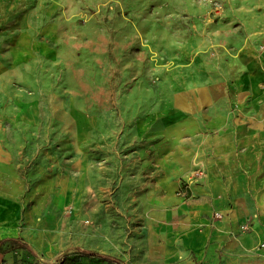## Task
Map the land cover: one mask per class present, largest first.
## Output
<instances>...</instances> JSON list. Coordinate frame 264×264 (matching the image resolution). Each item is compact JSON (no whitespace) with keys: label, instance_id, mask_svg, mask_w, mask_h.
<instances>
[{"label":"rangeland","instance_id":"374dc122","mask_svg":"<svg viewBox=\"0 0 264 264\" xmlns=\"http://www.w3.org/2000/svg\"><path fill=\"white\" fill-rule=\"evenodd\" d=\"M243 51L264 61V0H0V191L22 207L13 264H163L179 215L160 177L174 173L190 201L217 137L261 130L264 101L232 97ZM200 88L209 105H177ZM73 111L90 122L82 136Z\"/></svg>","mask_w":264,"mask_h":264},{"label":"crops","instance_id":"0c3cea01","mask_svg":"<svg viewBox=\"0 0 264 264\" xmlns=\"http://www.w3.org/2000/svg\"><path fill=\"white\" fill-rule=\"evenodd\" d=\"M19 50L14 49L16 56V51L22 54ZM234 62L245 67V74L236 79L232 97L247 95L252 101H264V61H259L254 52L243 51ZM225 80L216 82L221 87L220 97L224 94ZM213 96L214 92L208 88H200L197 93L179 95L177 105L186 112H193L197 106L209 105ZM216 114L218 123L225 125L224 110ZM260 117L264 119V111ZM151 118L141 124L146 126ZM252 130L247 131V137L241 142L232 132L217 137L210 148L215 158H206V161L214 162L216 168L196 179L191 188L192 200L184 202L176 197L183 186L173 178L174 173L166 171L160 177L159 187L167 196L165 203H171L179 215L176 224L170 222L167 225L163 264H264V120L256 136ZM240 146L242 153H239ZM4 196L16 203L17 209L14 208L12 213L17 215L19 227L22 207L13 196L0 191V199ZM0 205L7 207L3 202ZM38 210L34 216L41 206ZM32 211L24 213L25 219L26 213ZM11 217L0 218V264L14 262L12 251L19 228L13 232ZM33 243L40 246L34 239Z\"/></svg>","mask_w":264,"mask_h":264},{"label":"bare ground","instance_id":"6f19581e","mask_svg":"<svg viewBox=\"0 0 264 264\" xmlns=\"http://www.w3.org/2000/svg\"><path fill=\"white\" fill-rule=\"evenodd\" d=\"M21 43L26 44V41L20 42V44ZM16 54H17V56L20 55V53H17V51H16ZM252 78L253 79L255 78L254 75H252ZM73 113L76 116L77 130H78L79 134L82 136L84 134V132L86 131V128L89 127V125H90L89 123L90 122L87 119H85L84 117H82L79 114L75 113L74 111H73ZM4 197H5L4 199H0V202H3V204H7V207L5 208L2 205H0V218L1 217H10V215H11L12 216L11 217V221H12L11 225L13 224L12 227L14 226L12 228V230H13V232L16 233V230L18 228L17 215L12 213V210L14 208L17 209L16 203L13 202V200H11L10 198L9 199H6L8 197H6V196H4ZM29 197L34 198V200H36L38 202V200L36 198L35 192L30 193ZM40 202L41 201L38 202V205H36L34 207V209H33L32 212H27L26 213V215H27V218H26L27 222H34L35 223V219H34L35 216L34 215H35V212H38L39 211L38 209H39V206H40ZM34 240L36 242H38V243L40 242V238H34Z\"/></svg>","mask_w":264,"mask_h":264},{"label":"trees","instance_id":"16d2710c","mask_svg":"<svg viewBox=\"0 0 264 264\" xmlns=\"http://www.w3.org/2000/svg\"><path fill=\"white\" fill-rule=\"evenodd\" d=\"M78 253L84 255L85 257L87 256H90V257H97L99 256L98 254H95V253H92V252H89V251H83V250H80V249H77Z\"/></svg>","mask_w":264,"mask_h":264},{"label":"built area","instance_id":"2783aa9c","mask_svg":"<svg viewBox=\"0 0 264 264\" xmlns=\"http://www.w3.org/2000/svg\"><path fill=\"white\" fill-rule=\"evenodd\" d=\"M244 229H247V227H245Z\"/></svg>","mask_w":264,"mask_h":264}]
</instances>
